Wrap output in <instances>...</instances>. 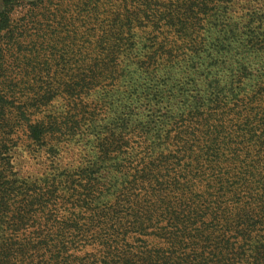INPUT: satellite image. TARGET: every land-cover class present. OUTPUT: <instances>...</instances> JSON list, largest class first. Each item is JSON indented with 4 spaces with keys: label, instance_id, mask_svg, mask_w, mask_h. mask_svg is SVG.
I'll use <instances>...</instances> for the list:
<instances>
[{
    "label": "trees",
    "instance_id": "obj_1",
    "mask_svg": "<svg viewBox=\"0 0 264 264\" xmlns=\"http://www.w3.org/2000/svg\"><path fill=\"white\" fill-rule=\"evenodd\" d=\"M24 1L0 0V264H79L76 238L107 264H264V0ZM97 86L118 120L98 140L105 192L96 162L20 177L19 129L62 170ZM105 193L82 223L72 209ZM58 202L67 216L41 222Z\"/></svg>",
    "mask_w": 264,
    "mask_h": 264
},
{
    "label": "rangeland",
    "instance_id": "obj_2",
    "mask_svg": "<svg viewBox=\"0 0 264 264\" xmlns=\"http://www.w3.org/2000/svg\"><path fill=\"white\" fill-rule=\"evenodd\" d=\"M33 1L36 0H25L24 2L30 3ZM96 89L95 95L93 96L94 103L96 105V109L102 108V110H97L99 115L92 123V128H90V130H83L81 134L66 144L65 147L63 146V149L60 151L61 158L59 159L62 170L52 174L48 173L47 169H50L48 168L49 165L43 164L41 157L39 156L40 153L34 150L35 146L28 144V142L24 140L25 136L23 131L19 129V131L16 133V137L19 139V144L12 153L13 161L20 177L27 179L29 182H36L35 186L43 187L42 184H44L43 181L47 175L54 177L60 173H64L62 177H56L55 179L65 180V178H69L68 175L71 176L73 173H77L79 169H85L96 162L103 168L102 169L100 166L96 167L99 169L96 177L101 183L99 185V189L105 192L104 184H107V164L101 160L100 150L98 148V140L102 138V136L107 135V132H104L107 125L117 119L113 121H111V119L107 120V93L101 90L98 86ZM91 98L92 97H90L88 101H90ZM54 108V111H62L66 109V106L64 102L57 101ZM63 169H66L67 171H64ZM65 174L68 175L65 177ZM72 176L73 178L76 177V175ZM58 201H61L62 204H67L68 199L66 200V196L61 194L58 198ZM92 203L94 210L89 206L84 208L76 207L75 209H72L80 211L81 217L86 216L82 223H85L88 218H97V215L101 211L107 212L106 193L103 196H98L96 200L92 201ZM60 205V202H58V204L55 206H47L45 209H43V211L37 213L38 219H40L42 222L51 215H54L57 218H65L67 216V210ZM40 228L42 229L44 226L41 225L38 228H35L34 226L27 227V233L36 236L40 232ZM92 230L99 232V229L96 226H93ZM77 239L78 238L72 239L68 247L69 252L74 256L73 258L80 262L79 264H107L106 246L98 245L92 241V238H87L82 241H78ZM128 243L130 245H134L130 240H128ZM119 250L123 249L119 248ZM113 256L115 257L114 254Z\"/></svg>",
    "mask_w": 264,
    "mask_h": 264
}]
</instances>
